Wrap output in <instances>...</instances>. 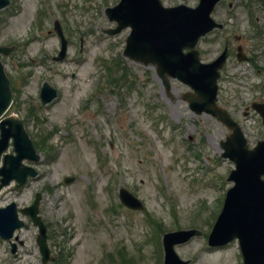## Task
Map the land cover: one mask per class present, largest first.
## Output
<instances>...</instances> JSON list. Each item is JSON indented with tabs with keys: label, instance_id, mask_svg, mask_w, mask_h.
<instances>
[{
	"label": "rangeland",
	"instance_id": "374dc122",
	"mask_svg": "<svg viewBox=\"0 0 264 264\" xmlns=\"http://www.w3.org/2000/svg\"><path fill=\"white\" fill-rule=\"evenodd\" d=\"M117 1L9 0L0 9V45H13L0 56L16 89L8 112L19 116L41 154L34 164L38 175L19 190L11 188L13 182L4 187L0 206L14 201L23 207L41 193L47 241L61 257L47 264H163L162 234L181 229L200 232L175 245L188 264H242L237 240L219 247L206 243L232 184L226 176L233 162L221 157L220 147L229 129L208 113L190 110L182 97L190 90L185 84L171 78L166 89L153 66L122 55L129 28L105 32L115 22L104 9ZM161 1L193 6L198 0ZM259 1L251 0V12L244 1H219L211 15L224 27L197 43L204 62L227 45L218 104L240 124L249 146L264 138L262 121L248 107L264 101V4ZM54 20L67 39L66 54L57 61L52 59L59 49ZM258 32L260 38H254ZM237 46L247 55L259 54V72L236 59ZM106 65L113 68L111 75ZM43 81L57 90L47 104L38 97ZM64 176L74 179L64 183ZM119 187L144 208L124 206ZM21 218L29 226L16 231L23 241L19 254L13 257L0 239V264H40L37 228ZM118 249L124 253L118 255Z\"/></svg>",
	"mask_w": 264,
	"mask_h": 264
},
{
	"label": "water",
	"instance_id": "95a60500",
	"mask_svg": "<svg viewBox=\"0 0 264 264\" xmlns=\"http://www.w3.org/2000/svg\"><path fill=\"white\" fill-rule=\"evenodd\" d=\"M218 0H199L195 7L184 4L165 7L160 0H120L107 9L110 19L117 21L111 33L118 32L125 26H130L123 50L125 56L147 65H155L157 74L166 87L168 77L176 78L187 84L193 93L184 95L189 107L196 113L205 111L215 116L232 131L221 142L222 156L231 159L235 168L229 173L228 179L234 184L226 192L221 212L209 234L210 245H219L238 238L244 257V264H264V139L248 148L246 138L239 125L222 108L216 105L218 69L225 60L223 51L213 61L204 63L199 59V52L195 44L201 35L214 27H220L210 17V12ZM8 0H0V7ZM58 33L61 32L58 28ZM62 36V35H61ZM62 38L61 50L56 59L62 58L65 52V40ZM187 51H183L184 48ZM0 51L6 52L0 47ZM55 96V90L47 84L42 87L43 102ZM11 101L9 81L4 74L0 62V117ZM261 113L264 123V104L253 103ZM15 155L5 154L3 166L0 168V186L9 179L15 178L16 187L25 181L27 175L34 176L36 171L29 166H21L23 157L37 160L30 139L17 117H5L0 120V153L6 148L9 138ZM72 177L65 178V181ZM120 200L130 208L142 209V203L129 191L120 189ZM37 201V199H36ZM35 203L24 211L31 215L35 224L39 226L37 243L42 254V262L49 257V250L45 240V228L36 215ZM21 225L17 219L14 203L0 208V236L8 238L14 228ZM200 234L196 229H181L167 232L163 235L164 264H187V260L178 257L174 244L188 240L191 236Z\"/></svg>",
	"mask_w": 264,
	"mask_h": 264
},
{
	"label": "flooded vegetation",
	"instance_id": "af4514ba",
	"mask_svg": "<svg viewBox=\"0 0 264 264\" xmlns=\"http://www.w3.org/2000/svg\"><path fill=\"white\" fill-rule=\"evenodd\" d=\"M262 4H264V2H263ZM263 7H264V5H263ZM259 29H260V28H259ZM260 30H261V35L264 34V31H263L262 29H260ZM258 33H259V32H258ZM253 35H254V38H260V36H261L260 33L257 34V35H256V33H253ZM259 35H260V36H259ZM257 57H259V54H257L256 51L251 50L250 55H248V62H249V64H250L251 66H253V67H254V64H257L258 67H255V68H256V71L259 72V71H260V67H259V65H261V63H256V62H257V60H256Z\"/></svg>",
	"mask_w": 264,
	"mask_h": 264
}]
</instances>
